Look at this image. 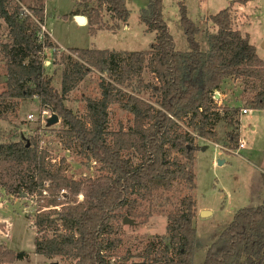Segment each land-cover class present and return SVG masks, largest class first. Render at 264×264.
<instances>
[{
    "label": "trees",
    "instance_id": "trees-1",
    "mask_svg": "<svg viewBox=\"0 0 264 264\" xmlns=\"http://www.w3.org/2000/svg\"><path fill=\"white\" fill-rule=\"evenodd\" d=\"M162 2L149 0L141 11L146 31L156 33L149 49L70 48L62 53L55 60L64 64L60 91L47 76L45 64L55 44L48 33L40 39L45 1L36 0L33 14H27L18 0H0V18L7 28V36H0V59L7 75L6 90L0 94V119L17 100L37 99L43 110L61 118L63 127L57 133L65 149L95 162L100 171L97 177L76 179L67 174L66 158L52 161L49 149L41 148L37 140L0 142V187L8 194L25 193L40 201L34 219L35 253L73 264H113L125 242L124 217L149 218L155 209L159 211L155 201L170 202L169 193L182 183L190 193L167 212V238H153L139 257L149 264H193L196 136L213 140L221 119L231 123L242 107L264 109V61L249 35L234 28L231 7L207 17L215 31L206 30L209 47L203 50L196 38L199 28L184 1H179L180 23L189 50H177ZM77 3H84L83 10L77 5L76 12L88 17L94 33L102 28L116 30L130 18L127 0ZM103 10L117 24L107 25ZM93 70L101 73L102 92L85 98L86 112L81 116L65 100ZM230 80L243 84L244 98L225 105L221 112L216 94ZM113 104L132 114L129 124L116 130L110 122ZM227 135V144L239 148V132ZM28 256L0 245V264ZM123 257L120 264L128 259ZM202 264H264V200L238 210L209 245Z\"/></svg>",
    "mask_w": 264,
    "mask_h": 264
},
{
    "label": "rangeland",
    "instance_id": "rangeland-1",
    "mask_svg": "<svg viewBox=\"0 0 264 264\" xmlns=\"http://www.w3.org/2000/svg\"><path fill=\"white\" fill-rule=\"evenodd\" d=\"M79 0H45L46 26L55 38L58 50L50 51L45 57L47 76L52 84L61 90L64 64L59 61L62 53H69L70 48H99L118 51H142L150 48L155 41L156 33L148 32L140 20L142 9L149 5V0H127L130 18L126 24L120 23L116 30L98 29L92 32L90 26L78 23L73 15L84 8ZM179 1H184L188 8L189 17L195 22L199 31L196 38L203 50L209 47L206 30L214 32L212 23L207 17L220 10L231 7L233 26L243 34H248L250 42L257 48L258 55L264 61V0H163L162 11L164 19L175 40L176 49L188 51L189 45L180 23ZM28 13L33 14L31 7L36 0H18ZM78 14H82L79 12ZM107 25L117 24L110 18L107 11L102 12ZM87 17V16H86ZM88 20V17H87ZM46 28V27H45ZM7 33L5 22L0 18V36L4 39ZM41 37V35H40ZM55 44V43H54ZM56 60V61H55ZM101 73L93 70L84 80L67 94L65 104L76 113L85 116V98L100 96L99 86ZM7 75L5 61L0 59V94L6 90ZM243 84L230 80L225 90L218 92L216 102L221 112L229 104H238ZM146 97V96H145ZM241 98H244L243 96ZM243 102V101H242ZM241 102V104H242ZM37 99H19L5 119H0V142L19 140L21 138L37 140L41 148L49 149L51 159L60 162L66 158L67 174L76 179L97 177L100 174L95 162L88 160L76 151L65 149L58 130L63 127L62 120L49 125L51 112L43 110ZM241 111L231 120V123L221 119L216 125L217 136L213 140L196 136L199 148L195 153L194 170L196 187L192 192L196 202L195 217L196 239L193 264H202L209 245L219 238L239 209L246 206L258 205L264 200V109H253L246 114ZM224 114V113H223ZM29 115L32 117L29 118ZM132 114L119 104L110 107L111 128L116 130L123 124L127 126ZM239 120V127H236ZM239 132L240 142L245 147L232 149L227 141V132ZM77 148V147H75ZM50 157V156H49ZM219 161H222L219 164ZM182 183L175 184L169 193L170 202L155 201L157 210L149 218L133 219V224L123 223L125 242L119 247L117 255L112 258L113 264L124 261L125 264L144 262L139 254L153 238H167V212L178 204V200L190 193ZM40 208L38 197L11 195L0 187V245L14 252L25 251L29 256L10 262V264H73L60 258L48 259L35 253L34 226L35 215ZM147 210V209H146ZM209 210L210 214L203 216L201 211ZM130 218V217H129ZM146 218V219H145ZM132 219V218H131ZM145 219V220H144ZM123 222V221H122ZM9 264V263H6Z\"/></svg>",
    "mask_w": 264,
    "mask_h": 264
},
{
    "label": "water",
    "instance_id": "water-1",
    "mask_svg": "<svg viewBox=\"0 0 264 264\" xmlns=\"http://www.w3.org/2000/svg\"><path fill=\"white\" fill-rule=\"evenodd\" d=\"M75 18H76L77 22L80 23V24L81 23H86L88 21L86 16L83 15V14H76ZM263 46H264V44H263ZM216 96H218V95L216 94ZM59 120L60 119H59L58 115L53 114L50 117V119H49V125L51 123H56ZM221 163H222V161H219V164H221ZM23 195L26 196L27 194L23 193ZM201 213H202L203 216L207 217V215L210 214V211L209 210H202ZM133 222H134V220L129 218V217H127V216L124 217V219H123V223L124 224H133ZM52 264H58V262H53ZM132 264H149V263H147V262H133Z\"/></svg>",
    "mask_w": 264,
    "mask_h": 264
},
{
    "label": "built area",
    "instance_id": "built-area-1",
    "mask_svg": "<svg viewBox=\"0 0 264 264\" xmlns=\"http://www.w3.org/2000/svg\"><path fill=\"white\" fill-rule=\"evenodd\" d=\"M23 12L24 13H28V11L25 9V8H23ZM42 33H41V37H40V39L41 40H43L44 39V33H46V28H45V26L44 25H42V31H41ZM54 50V52H56L57 50H58V47L57 46H54L53 48H52V51ZM58 51H60V50H58ZM45 62H48L49 63V61H45ZM251 109H247V108H244L243 109V112L246 114L248 111H250ZM32 116L31 115H29V118H31ZM239 146L242 148H244L245 147V143L243 142V141H241L240 142V144H239Z\"/></svg>",
    "mask_w": 264,
    "mask_h": 264
},
{
    "label": "crops",
    "instance_id": "crops-1",
    "mask_svg": "<svg viewBox=\"0 0 264 264\" xmlns=\"http://www.w3.org/2000/svg\"><path fill=\"white\" fill-rule=\"evenodd\" d=\"M45 1V0H44ZM46 11V10H45ZM76 14H78L77 12H75L73 15L75 16ZM87 18V17H86ZM46 23H47V21H45V24H44V26L46 27V33H48L49 34V36H51V39H52V41L55 43V45H57V43H56V41H55V38L54 37H52V35H51V33H50V31L47 29V26H46ZM87 23V22H86ZM85 23V24H86ZM84 24V23H83Z\"/></svg>",
    "mask_w": 264,
    "mask_h": 264
}]
</instances>
